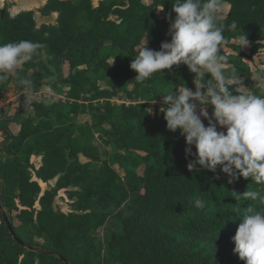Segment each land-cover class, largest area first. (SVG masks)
Segmentation results:
<instances>
[{
  "label": "trees",
  "instance_id": "16d2710c",
  "mask_svg": "<svg viewBox=\"0 0 264 264\" xmlns=\"http://www.w3.org/2000/svg\"><path fill=\"white\" fill-rule=\"evenodd\" d=\"M93 1L47 0L40 12L57 13V21L40 28L33 12L12 15L8 5L0 8V44L32 40L44 45L0 83V90L10 82L20 88L18 79L28 78L33 87L65 89L72 102L23 101L1 124L6 143L0 150V201L24 246L9 235L0 211V264H245L229 245L211 240L234 244L243 215L264 205L233 192L242 195L262 186L243 177L229 184L219 167L216 173L189 172L195 147L186 157L180 131H169L164 117L146 110L161 94L184 83L192 88L194 74L185 65L153 74L143 84L134 81L137 73L130 68L147 33L153 50L170 42L174 0L150 5L99 0L97 6ZM224 5L225 16H217L229 41L224 46L238 50L231 42L242 29L264 52V0H224ZM227 56L244 86L264 94L254 85L243 55ZM119 94L134 104L111 102ZM15 121L20 130L12 135L7 125ZM101 144L112 159L100 153ZM33 156L41 157L38 169ZM53 179L54 186L41 188L40 183ZM59 191L72 201L71 212L54 209ZM197 198L203 208L195 207ZM111 219L102 246L95 232Z\"/></svg>",
  "mask_w": 264,
  "mask_h": 264
},
{
  "label": "clouds",
  "instance_id": "9594fccd",
  "mask_svg": "<svg viewBox=\"0 0 264 264\" xmlns=\"http://www.w3.org/2000/svg\"><path fill=\"white\" fill-rule=\"evenodd\" d=\"M223 5L224 0H174L170 42H162L158 51L153 50L148 47L147 33L130 68L137 73L134 81L140 84L153 74L162 76V70L181 64L194 74L195 90L184 83L161 94L160 108L167 129L179 130L185 137L186 157L193 155V146L196 149L195 159L187 164L188 171L198 173L203 169L216 173L219 167L229 184L240 177L250 178L262 187L248 189L242 195L233 194L241 200L264 205V94L244 86L223 52V46L229 42L223 34L224 27L217 23ZM231 28H237L235 21ZM233 43L240 50L248 47L247 34L241 29ZM43 47L32 40L0 44V83L32 61ZM18 84V98L32 92L31 79L19 78ZM155 103L154 100L148 104ZM209 105L213 108L211 116ZM151 111L148 109V113ZM194 204L196 208L204 207L200 198ZM232 240L234 253L245 264H264V207L251 208L243 215Z\"/></svg>",
  "mask_w": 264,
  "mask_h": 264
},
{
  "label": "crops",
  "instance_id": "0c3cea01",
  "mask_svg": "<svg viewBox=\"0 0 264 264\" xmlns=\"http://www.w3.org/2000/svg\"><path fill=\"white\" fill-rule=\"evenodd\" d=\"M3 1L4 2H3L2 5H0V8H3L5 5H8L9 6V12L12 15L18 14L19 12H23V11H31V12H33V17H34L36 26L38 28H40L42 26H55L56 25L57 16H58L57 13L42 14L40 12V10L47 3V0H3ZM98 1H97V3H98ZM143 3H145L144 0H143ZM145 4L146 5H150L151 3H149V4L145 3ZM94 6H97V4L94 5ZM158 14H160V10H158ZM158 18H161V16L159 15ZM231 43L233 45H235V43H233V41ZM253 46H254V43L249 42V46H248V49H249L248 51L249 52H245L242 49L241 50L238 49V50L235 51V50H232L231 48H227V47L223 46V52L226 55H232V56H235V57H238L239 54L241 53L243 55L242 60L248 66H249L248 61H247L248 58H251L252 60H255V57H259V58H262V63L264 65V52L261 49L254 48ZM115 55H116V53H115ZM115 55L113 53V55L109 59V64L112 65V66L115 65ZM68 73H69V67L67 65H65L64 69H63V74L66 76ZM262 75L264 76V73L260 75V79L261 80H263L261 78ZM263 82H264V80H263ZM100 86L101 87H105L103 84H100ZM255 86L260 87L259 85H255ZM261 88H264V87L262 86ZM191 89L193 91L195 90L194 83H193V86H192ZM111 102H114L116 104H120L119 102H124L126 104H134L132 101H130L129 99H127L125 97H122L120 94L116 98L111 100ZM66 105H69V104H66ZM66 105H63V106H66ZM161 107H163L162 99L159 100V101H156L155 104H148L147 103L146 106H145L147 111H148V109L152 110V112L149 113L152 117L158 116V118L164 117L163 113L160 112V108ZM207 110H208V113L211 115V113L213 111L212 106L211 105L207 106ZM13 127H14V129H13ZM7 129L12 135H17L19 130H20V124H19L18 121L9 122V124L7 125ZM220 130L226 131L224 129H220ZM35 157L39 158V165H38V168H39L40 165H41V157L40 156H33L32 158L34 159ZM32 158H31V160H32ZM53 180H56V179H53Z\"/></svg>",
  "mask_w": 264,
  "mask_h": 264
},
{
  "label": "rangeland",
  "instance_id": "374dc122",
  "mask_svg": "<svg viewBox=\"0 0 264 264\" xmlns=\"http://www.w3.org/2000/svg\"><path fill=\"white\" fill-rule=\"evenodd\" d=\"M97 1L98 0H94L93 4L96 5ZM151 1L152 0H144V2L147 3V4L151 3ZM3 2H4L3 0H0V5H2ZM227 10H228V5H224L222 10H221V12L218 14V16H220V17L225 16ZM159 15L160 14H158L157 17ZM242 50H244L245 52H249L248 51L249 50L248 47H245ZM247 61H248V64L250 66V69L252 71V80H253L254 84L255 85H259L260 87H262V86L264 87V82H263V80L260 79V75L264 73V65L262 63V58L255 57V60H252L251 58H248ZM55 91H56L55 93H61L62 89H60V90L59 89H55ZM51 102H57V100L56 99H51V100L48 101V103H51ZM156 118H158V116H156ZM203 123L205 124V126H207V120H204ZM13 129H14V127H13ZM217 130L218 131H222L219 128ZM96 137H98V136L96 135ZM100 153L103 156H104V154H106L108 159H112L113 158L112 154L111 153L109 154V150L103 144H101V146H100ZM81 160H83V159H81ZM31 161H32V164L34 165V168L37 169L38 165H39V158H37V157H35L34 159L32 158ZM142 171H143V168H140L138 170V173L141 174ZM33 180H35V178H33ZM55 181L56 180H50L46 184L40 183V186H41V188L43 190H45L48 186H54L55 185ZM71 206H72V201L68 199L67 194L64 191H59L57 193L55 199H54V202H53L54 209L56 211H60V212H63V213H69V212L72 211ZM35 207H36V209L39 208L37 204L35 205ZM12 216H14V213H12ZM111 221H112V219L109 220V222H107L101 229H99V230H97L95 232V236L98 239V244H100L102 246L104 245V239H105V236H106V231H107V229H109ZM13 222H14V225L17 227L18 224L14 220V218H13ZM35 241H36V243H39V244L41 243V241L38 240V239H36ZM211 241L214 243V245H217V246L229 245L230 249L232 251H234L235 244H231L225 239H213Z\"/></svg>",
  "mask_w": 264,
  "mask_h": 264
},
{
  "label": "built area",
  "instance_id": "2783aa9c",
  "mask_svg": "<svg viewBox=\"0 0 264 264\" xmlns=\"http://www.w3.org/2000/svg\"><path fill=\"white\" fill-rule=\"evenodd\" d=\"M18 87L10 82L7 86L0 90V150L3 149L6 138L1 124L4 119L15 115L19 111L20 104L23 101L31 102H48L51 99H56L61 105L70 104L71 101L67 98L66 90H62L61 93H55L56 91L47 85H40L39 87H33L32 92L19 95L18 98ZM120 104H126L119 102Z\"/></svg>",
  "mask_w": 264,
  "mask_h": 264
},
{
  "label": "water",
  "instance_id": "95a60500",
  "mask_svg": "<svg viewBox=\"0 0 264 264\" xmlns=\"http://www.w3.org/2000/svg\"><path fill=\"white\" fill-rule=\"evenodd\" d=\"M0 211H1V217H2V220H3L4 224H5V227H6L7 231H8V233H9V235L12 237V239H13L17 244H19V245H23V246H24L23 242H22V241L16 236V234L14 233L13 227H12V225H11V223H10L8 217H7V214H6V212H5V211L3 210V208H2L1 201H0ZM28 249H29V250H33L32 247H28ZM62 261L65 262V260H63V259H62Z\"/></svg>",
  "mask_w": 264,
  "mask_h": 264
}]
</instances>
